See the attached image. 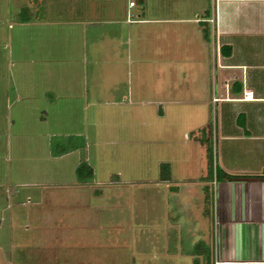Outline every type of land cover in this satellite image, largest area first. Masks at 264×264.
<instances>
[{"label": "crops", "instance_id": "1", "mask_svg": "<svg viewBox=\"0 0 264 264\" xmlns=\"http://www.w3.org/2000/svg\"><path fill=\"white\" fill-rule=\"evenodd\" d=\"M92 1L65 21L45 15L52 0L20 6L31 17L15 21L14 79L0 66L6 207L27 204V190L43 202L28 178L46 163L94 197L107 188V221L138 264L150 242L156 264H264V177L215 176L264 174V0ZM141 216L149 240L126 233Z\"/></svg>", "mask_w": 264, "mask_h": 264}, {"label": "rangeland", "instance_id": "2", "mask_svg": "<svg viewBox=\"0 0 264 264\" xmlns=\"http://www.w3.org/2000/svg\"><path fill=\"white\" fill-rule=\"evenodd\" d=\"M44 1L48 2V0ZM73 1L52 0L51 3H48L51 6L50 12H45L41 7L39 13L40 15L47 13L45 15H51L55 19L65 21L70 16H79L88 4L93 3L92 0L78 1V3ZM98 1V7L102 8L106 5V0ZM116 1L110 0L111 4L117 5ZM24 3L25 0H0V66L3 67L2 63L4 61H9L8 79L10 78V80L14 77L15 71V62L10 63V61H16V58L19 57V55H16L15 49L17 43V35H15L17 32L15 30L18 27L16 24L18 22L15 21H18L20 16L18 12L21 4ZM48 4L46 3L47 6ZM94 7H97V4H94ZM87 9L86 7L85 10ZM96 12L97 10H95ZM98 15H103V10L99 11ZM61 25L57 26L62 27L66 24ZM100 28L102 29V27ZM90 29L89 27L88 31ZM105 68L108 69V67ZM260 156L264 159V152ZM12 157L13 154L8 152L9 163ZM47 165L45 163L44 169L42 167V169L36 170V177L34 176L36 173H33L34 175L28 178L40 183L43 182V202L35 204L34 201L38 199V196L27 190L31 194L28 203L25 205L20 203L10 209L6 207L5 194H0V264H62V260L66 259L73 261V264H138L135 249L127 244L123 246L118 243L121 231L116 222L109 223L107 221V211L103 209V203L111 201L110 195H105L107 188H103L100 184L99 189L94 191L100 192L104 189L103 196L94 197L91 191L86 192L81 187L77 188L74 181L71 182L68 176L53 174L51 166ZM14 184L11 183L13 187ZM66 185L75 187H64ZM68 190H71L69 191L71 192L70 196L67 195ZM27 192H24L20 198H24ZM28 210L30 213L25 216V211ZM10 211L13 214L12 219L9 217ZM115 215H118L117 210H115ZM140 218V224H135L131 229L126 228V233H134L149 240V218L143 216ZM63 229L71 232L68 238H71L72 241L69 242L68 238L62 237ZM39 231L46 232L45 236L50 237V240L46 242L45 237L39 235ZM11 232L14 233L12 238L10 237ZM122 233L124 235L125 231H122ZM52 234L58 237L55 239L54 236L51 237ZM104 234L106 239L109 240V244L95 246V241L99 240L100 236ZM73 236L78 242L77 244L73 242ZM89 239L95 241L89 243ZM151 244L152 242H150V245L148 243L140 245L141 250L144 252H141V256L146 254L142 258L141 264H156V262H151L150 253L152 252L149 248ZM64 256L66 259H62ZM68 264L70 263L68 262Z\"/></svg>", "mask_w": 264, "mask_h": 264}, {"label": "trees", "instance_id": "3", "mask_svg": "<svg viewBox=\"0 0 264 264\" xmlns=\"http://www.w3.org/2000/svg\"><path fill=\"white\" fill-rule=\"evenodd\" d=\"M18 14L19 19L22 20H28L31 17V9L29 6L24 5L19 10ZM88 168V165L85 163H81L77 168V173L81 175L82 173L85 174L86 172L89 175H91V171L88 168V171H85ZM215 176L216 179H260L264 177V174H236V173H230L225 170H223L220 166L215 167Z\"/></svg>", "mask_w": 264, "mask_h": 264}, {"label": "built area", "instance_id": "4", "mask_svg": "<svg viewBox=\"0 0 264 264\" xmlns=\"http://www.w3.org/2000/svg\"><path fill=\"white\" fill-rule=\"evenodd\" d=\"M135 3V0H129V5H133ZM213 18H211V20H212ZM244 97L245 98H249V97H251V92L250 91H245L244 92ZM214 99H216L215 97H214Z\"/></svg>", "mask_w": 264, "mask_h": 264}]
</instances>
